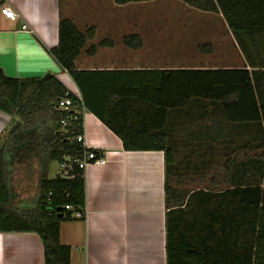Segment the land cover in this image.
I'll return each instance as SVG.
<instances>
[{
  "label": "trees",
  "instance_id": "1",
  "mask_svg": "<svg viewBox=\"0 0 264 264\" xmlns=\"http://www.w3.org/2000/svg\"><path fill=\"white\" fill-rule=\"evenodd\" d=\"M113 1L124 5L152 0ZM183 1L225 18L244 58L243 66L80 70L75 61L94 38L96 28L81 30L73 19L61 17L59 42L50 53L77 84L80 96L54 74L16 78L0 68V110L16 119L0 145V231L37 233L45 264H71V248L61 243L60 225L74 219V210L86 207L85 171L74 169L70 179L47 177L51 161L85 152L76 139L84 131L83 120L69 126L61 122L68 113L58 102L66 94L79 110L94 113L111 128L125 150L164 152L168 264H264V149L253 156L245 153L238 160L240 154L234 157L236 148H230L228 187L188 191L173 184L180 174L176 149L166 131L171 111H184L192 100L201 99L209 103L211 123L205 131L192 132V139L233 143L240 127L251 126L256 129L257 144L264 147V94L260 89L264 85V0ZM124 42L132 49L144 45L139 34L127 35ZM114 45L113 40L104 39L87 53L93 55L98 46ZM199 49L205 54L214 50L210 42L199 44ZM41 124L49 126H43L44 134L39 130ZM40 155L44 168L37 209L23 213L8 207L12 202L9 161ZM67 204L72 210L65 208ZM190 214L196 220L194 235L187 237L184 230Z\"/></svg>",
  "mask_w": 264,
  "mask_h": 264
},
{
  "label": "crops",
  "instance_id": "2",
  "mask_svg": "<svg viewBox=\"0 0 264 264\" xmlns=\"http://www.w3.org/2000/svg\"><path fill=\"white\" fill-rule=\"evenodd\" d=\"M70 2L77 0H0V68L8 76L28 78L54 74L69 91L80 96L77 84L50 53V49L59 42L61 17H69L78 25L74 15L64 16L65 7ZM4 5L17 12V20L1 13ZM86 19L93 21L96 34L75 61L80 70L200 67L188 63L186 66L178 63L176 67H168L164 61L136 63V54L141 49L142 53L152 54L151 45L154 49L163 46L162 41L151 44L152 26L136 25L139 22L150 23L151 18L138 20L109 14L92 15L91 19ZM130 22L131 28L122 26V23ZM23 25L27 29H23ZM160 29L157 27L156 30ZM129 34H139L144 45L137 49L127 46L124 40ZM104 39L113 40L115 45L98 46L95 54L87 53L90 46L98 45ZM235 45L237 47L236 42ZM241 57L244 60L242 54ZM260 89L264 94V85ZM15 120L0 110V134L8 130ZM39 126L41 134L45 133L43 126L49 127ZM238 134L233 143L225 142L233 147L239 142L243 147L249 145L254 149L257 144L254 127L242 126ZM84 135L86 146L101 151L107 161L104 164L93 163L85 170V218L61 222L60 239L63 245L71 248V264H168L164 152L125 150L121 138L87 110ZM42 157L9 161L12 164L9 177L12 202L8 207L23 213L37 209L39 178L44 168ZM0 264H45L41 237L34 232L0 231Z\"/></svg>",
  "mask_w": 264,
  "mask_h": 264
},
{
  "label": "rangeland",
  "instance_id": "3",
  "mask_svg": "<svg viewBox=\"0 0 264 264\" xmlns=\"http://www.w3.org/2000/svg\"><path fill=\"white\" fill-rule=\"evenodd\" d=\"M113 2L112 0L70 2L65 7L64 16L74 15L78 26L85 30L94 24L93 21L89 20L88 22L86 19H91L92 15L112 14L135 17L138 20L151 18L150 23L139 22L136 25L152 26L151 44L162 41L163 46L154 49L151 45L152 54L142 53L141 49L136 54V63L139 61L142 64H155L164 61L168 67H176L175 64L178 63L184 66L188 63L203 67L244 64L240 51L235 45L234 35L225 18L220 14L195 9L183 0H152L149 2H131L120 6L114 5ZM122 26L131 28L132 23H122ZM157 27L162 28L160 29L161 32L156 30ZM205 42L213 44V52L205 54L200 51L199 44ZM149 43L146 42V44ZM213 107L216 109L215 106ZM208 110H210L208 102L194 99L184 108V111L180 110L181 112H179V109L171 111L166 125L171 145L176 149L177 167L180 174L177 178H173V184L188 191L197 188L225 190L230 180L227 153L230 148H234L233 145L227 143L212 144L207 138L195 140L190 136L192 132L194 134L196 131H205V125L211 123ZM217 110L221 111V107L217 106ZM6 133L7 129L0 134V145L5 142ZM239 144L238 142L234 153V157L240 154L237 157L238 160L242 159L245 153L253 156L260 154L264 149L258 144L254 146V149L249 145L243 147ZM32 146L34 148V145ZM29 158L32 159V157ZM60 169L59 160L51 161L48 177L55 178ZM214 178L216 183L213 182ZM195 220L196 216L193 214L187 217V227L184 230L185 235H188L187 237L194 235L193 222ZM195 224L197 227V223ZM217 229L219 228L217 227ZM247 238L250 239L251 237ZM241 247L244 248L245 246L241 244Z\"/></svg>",
  "mask_w": 264,
  "mask_h": 264
},
{
  "label": "built area",
  "instance_id": "4",
  "mask_svg": "<svg viewBox=\"0 0 264 264\" xmlns=\"http://www.w3.org/2000/svg\"><path fill=\"white\" fill-rule=\"evenodd\" d=\"M1 13L5 15L7 18L11 20H17L18 14L15 10H13L10 6H2ZM23 29H27L26 25H23ZM58 107L62 108L66 113H68L63 119L62 124L64 126H69L74 124V122L83 120V130H84V115L85 108L82 110L77 108L75 104L67 97L59 100ZM71 113V114H69ZM77 141L82 143V147L84 148V154L82 156H68L64 157L61 163V169L59 171V176L61 178L70 179L74 176L73 170H83L85 171L87 167L93 163L96 164H104L106 163V157L102 153L98 154L95 149H90L86 146L84 131L77 135ZM67 210H72V206L67 204L65 206ZM86 216V210H74L72 213V217L74 219H83Z\"/></svg>",
  "mask_w": 264,
  "mask_h": 264
},
{
  "label": "water",
  "instance_id": "5",
  "mask_svg": "<svg viewBox=\"0 0 264 264\" xmlns=\"http://www.w3.org/2000/svg\"><path fill=\"white\" fill-rule=\"evenodd\" d=\"M59 216H61V214Z\"/></svg>",
  "mask_w": 264,
  "mask_h": 264
},
{
  "label": "bare ground",
  "instance_id": "6",
  "mask_svg": "<svg viewBox=\"0 0 264 264\" xmlns=\"http://www.w3.org/2000/svg\"><path fill=\"white\" fill-rule=\"evenodd\" d=\"M95 151H97V150H95Z\"/></svg>",
  "mask_w": 264,
  "mask_h": 264
}]
</instances>
